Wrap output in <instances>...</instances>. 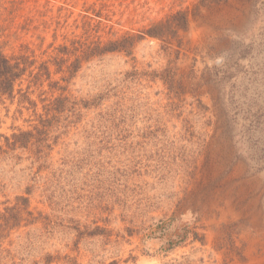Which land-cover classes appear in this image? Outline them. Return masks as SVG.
Masks as SVG:
<instances>
[{"label": "rangeland", "instance_id": "374dc122", "mask_svg": "<svg viewBox=\"0 0 264 264\" xmlns=\"http://www.w3.org/2000/svg\"><path fill=\"white\" fill-rule=\"evenodd\" d=\"M24 8L7 55L28 45L47 60L87 32L107 43L164 29L61 82L70 102L41 137L42 159L35 146L0 159V213L17 197L31 212L0 235V264H264V0ZM32 89L37 114L60 96ZM21 101H0V145L36 124Z\"/></svg>", "mask_w": 264, "mask_h": 264}, {"label": "trees", "instance_id": "16d2710c", "mask_svg": "<svg viewBox=\"0 0 264 264\" xmlns=\"http://www.w3.org/2000/svg\"><path fill=\"white\" fill-rule=\"evenodd\" d=\"M26 0H0V101L6 97L11 102L16 95L21 96V102L29 103L36 117V124L32 131H21L13 133L10 137H3L4 144L0 145V159L3 157L15 158L13 155L17 150L28 149L30 146L36 147L37 159H42L44 154V141L51 127L50 122L60 115L68 104L69 98L64 96L67 92V86H62L61 82L68 84L70 80L81 69L83 62H89L93 58L104 56L108 53L126 52L131 54V50L136 42L145 39V37H162L164 25L154 24L149 29L141 31L138 35L126 34L119 39L103 43L98 40H91L89 32L85 39H76L70 43V46L61 45L53 49L52 55L47 60L37 58L35 51L28 45H22V49L11 55L4 53V46L10 41L11 36L17 34V19L23 17ZM35 12V8L28 11L29 14ZM33 17L25 19V25L33 22ZM24 25V26H25ZM15 30V31H13ZM46 55V52L43 53ZM51 66H55L53 73ZM53 74H68V77H62L60 81H52ZM27 82L25 90L21 88L22 84ZM45 83L49 84L51 90L59 91L60 96L55 99H44L41 102H47L43 106V114H37V104L31 100L30 95L35 93L32 88L40 90ZM46 92H41L40 97ZM21 113V112H19ZM29 209V199L17 197L15 204L11 207H5L4 212L0 213V235L19 228L25 220L23 216H31ZM2 251L0 250V261Z\"/></svg>", "mask_w": 264, "mask_h": 264}]
</instances>
